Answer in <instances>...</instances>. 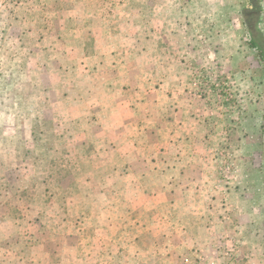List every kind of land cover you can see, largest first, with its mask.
<instances>
[{
	"label": "rangeland",
	"instance_id": "374dc122",
	"mask_svg": "<svg viewBox=\"0 0 264 264\" xmlns=\"http://www.w3.org/2000/svg\"><path fill=\"white\" fill-rule=\"evenodd\" d=\"M257 4L0 0V264H137L157 250L149 235L129 238L168 225L120 222L127 204L155 203L125 184L155 169L140 162L147 154H172L171 102L194 104L215 133L225 130L206 150L213 179L234 180L239 158L264 169ZM128 166L136 169L125 178ZM168 199L157 197V214ZM254 229L255 254L240 264H264V225Z\"/></svg>",
	"mask_w": 264,
	"mask_h": 264
},
{
	"label": "crops",
	"instance_id": "0c3cea01",
	"mask_svg": "<svg viewBox=\"0 0 264 264\" xmlns=\"http://www.w3.org/2000/svg\"><path fill=\"white\" fill-rule=\"evenodd\" d=\"M179 92L174 89L173 95L177 98L181 95ZM171 104L172 114L167 122L170 135L173 133L170 137L172 154L168 158L162 154H147L140 162H152L155 169L143 168V173L138 172V178L125 184L127 193L137 192L156 199L169 191L168 210L161 215L157 214L160 205L156 199L154 204L132 203L136 210L135 219L132 213L135 210L128 209L131 206L127 204L121 225H156L160 222L168 225L161 235L139 232V227H136L137 234L129 241L143 242L142 238L149 235L148 244L157 248L153 253L150 250L149 255L144 256L146 258L138 259L137 264H207L199 259L203 255L206 260H216L218 264H240L243 256L255 254L253 242L249 241L250 230L254 232L255 226L264 225V169L255 168L249 158H239L243 162L238 165L234 180L233 176L230 181L224 177L221 182L218 178L213 179L214 154L210 156L212 152L206 150L209 139L217 137L221 140L225 130L219 131L217 127L215 133L214 126L210 127L211 121L199 116L200 108L194 104H185L184 107L175 103L172 107ZM236 144L233 143L234 146ZM135 169L131 166L125 168V178L132 176ZM154 172H157V179L149 176ZM160 240L163 248L158 252L157 242ZM137 254L139 258L142 252ZM164 257L170 261H163ZM248 262L252 264L253 260Z\"/></svg>",
	"mask_w": 264,
	"mask_h": 264
},
{
	"label": "trees",
	"instance_id": "16d2710c",
	"mask_svg": "<svg viewBox=\"0 0 264 264\" xmlns=\"http://www.w3.org/2000/svg\"><path fill=\"white\" fill-rule=\"evenodd\" d=\"M253 5H255V6H258V4H257V2H258V0H249ZM261 12V10H260V7L255 11V13H260ZM249 29H251V31L253 32V29H254V27H253V25L252 24H249ZM251 45L253 46V47H256L257 49H259V56H260V58L264 61V49H261L260 48V45L255 41V40H253L252 42H251Z\"/></svg>",
	"mask_w": 264,
	"mask_h": 264
}]
</instances>
